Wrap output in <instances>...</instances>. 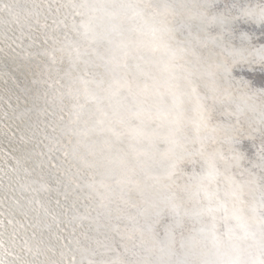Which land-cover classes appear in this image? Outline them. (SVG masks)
<instances>
[{
  "label": "bare ground",
  "instance_id": "6f19581e",
  "mask_svg": "<svg viewBox=\"0 0 264 264\" xmlns=\"http://www.w3.org/2000/svg\"><path fill=\"white\" fill-rule=\"evenodd\" d=\"M11 2L0 0V7ZM237 2L254 7L264 0ZM16 3L20 23L14 22L7 12L0 13V91L19 94L16 99L25 101L34 116L43 110L48 112L52 130L42 133L48 137L45 153L49 164H53L55 159L49 148L56 147L63 161L59 165L64 164L70 185L63 188L61 196L66 201L60 204L56 191H49L48 175L36 163L34 154L22 158V145L17 149L12 137L13 123L29 128L33 121L24 118L18 107L11 111L0 97V150L5 152L0 154V215L4 219L3 247L14 257L11 261L6 258L2 264H15L17 259L26 264H100L117 260L130 264L144 259L149 264H176L185 259V254L191 260L193 253L197 258L207 254L208 259L221 262L238 257L240 264H250L257 254L255 241L238 239L244 235L239 224L247 223L250 231H257L253 217L259 215V193L245 188L246 204L240 222L225 221L223 211L198 214L201 206L180 191L194 166L181 164L175 175L167 176L171 160L163 153L169 147L167 140L175 125L164 114L180 101H184L185 108L194 106L187 103V95H181L190 91L184 77L193 73L189 78L201 96L209 97L206 104L211 108L209 129L201 135L214 136L218 142L211 147L219 148L226 156L231 155L228 137L235 134L230 125L240 129L245 137L255 136V141L244 139L235 145L246 159L233 172L251 168V146L260 143L259 133L253 129L260 127L264 96L254 95L240 83L250 66L237 62L242 57L250 58L251 51L244 50L248 42L242 44L240 33H248L258 47L264 42L257 39L261 26L251 20H232L231 16L222 23H210L212 16L225 14V6L233 0ZM147 3L158 6L162 13L158 19L165 20L172 29L174 39L169 43L176 52L175 59L149 50L153 37L148 24L153 9L145 8ZM121 4L139 7L122 8ZM165 4L170 10L165 11ZM29 11H39V25L34 21L31 27L24 23V14ZM236 14L233 11L232 15ZM69 72L71 75H66ZM80 80L88 81L87 85ZM174 84L179 88L171 87ZM70 85L74 92L79 89L82 108L73 107L77 101L69 95ZM85 95L89 97L87 101ZM93 96L99 99H91ZM97 105L106 114L98 112ZM31 131H19L20 140H34ZM193 131L191 126L184 129L188 135ZM195 168L199 170V165ZM253 171L261 175L259 170ZM236 179L252 178L245 174ZM4 189L10 191L12 198L11 192L20 195L21 203H17L25 208L33 223L14 218L20 216L17 205L13 206L12 215L7 211L1 197ZM46 192L51 193V200ZM169 198L180 205L179 217L165 206ZM54 200L60 205H54ZM66 202L71 212L68 216L60 209ZM253 206L257 207L256 213ZM228 208L231 215V201ZM34 224L41 237L33 229L31 232ZM26 231L35 238H29ZM182 243L186 247L181 248ZM232 245L238 250L234 251Z\"/></svg>",
  "mask_w": 264,
  "mask_h": 264
},
{
  "label": "snow or ice",
  "instance_id": "6c2138e0",
  "mask_svg": "<svg viewBox=\"0 0 264 264\" xmlns=\"http://www.w3.org/2000/svg\"><path fill=\"white\" fill-rule=\"evenodd\" d=\"M34 7L38 8L39 6L34 5ZM120 7L136 9L139 5L121 4ZM144 7L153 9L149 17L151 23L148 24V21H146L153 37L152 43L148 46L149 50L152 53L160 52L164 55L170 54V60L175 59L176 52L172 50L169 43L170 40L174 39L172 29L168 28L165 20L158 19L162 15L158 11V6L147 3ZM225 8V14L222 16H212L210 23L216 21L222 23L229 16L235 21L245 20L247 22L251 20L253 23H258L261 26L257 39L264 41V2L257 3L253 7L251 5L245 6L243 3H238L237 0H233V3L226 5ZM164 9L168 11L170 10V6L165 4ZM233 11L237 14L232 15ZM3 12H7L13 18L14 22H21L20 12L17 11L16 0H13L11 3H3V6L0 7V13ZM135 15L139 16L141 13L135 12ZM39 16V11L26 12L24 14V23L28 24L29 27L32 26V21L36 25H39ZM53 23H56V21H53ZM21 26L23 27V24ZM44 27H47V25H44ZM240 38L242 44L245 41L248 42L247 48L244 50L251 49L249 52L250 58L242 57V61L237 62H243L250 66L246 77H242L240 83L246 89L251 90L254 95L264 96V42L260 43L257 47L256 44L251 42L252 38L246 32H241ZM60 50L63 51V49ZM180 51H183V49H180ZM66 75L70 76L71 72L66 73ZM191 75L193 73H189L188 76L184 77L190 91L182 93L181 95H187V103L194 106L191 109L185 108L184 101H180L178 104H174L173 108L164 114L165 118H171V123L175 125L171 138L167 140L169 147L163 153L165 157L171 160L167 176L171 178L175 175L176 170L179 169L181 164H192L194 166L193 170L191 173L186 174L187 183L180 188V191L187 193L189 200H195L201 206L200 213L198 214L207 213L211 215L223 211L224 215L222 219L225 221L235 219L240 222L243 220L242 213L244 212V206L246 204V201L243 199L245 188H249L253 194L258 192L259 215L253 217L257 231H250V226L247 223H240L239 226L243 229L244 235L238 239H253L257 254L252 257L250 264H264V110L261 111L258 121L260 127L253 129V131L259 133L260 143L259 145L253 143L251 146L254 149L252 152L254 158L249 160L251 168H244L239 172H233V168L240 169L241 161L246 159L245 153L239 151L235 145L240 144L244 139L255 141L256 137L251 134L245 137L240 129L230 125L229 128H232L235 133L228 137V143L230 145L229 152L231 155L226 156L219 148L211 147V145H215L218 142L217 139L214 136L201 135L202 131H207L210 126L211 108L206 104L209 97L207 95L201 96L197 92L194 82L189 78ZM80 83L87 85L88 81L80 80ZM171 87L179 88V85L174 84ZM78 92L79 89H76L74 92L72 86H69V95H72L77 101L73 105L74 108L83 107V105L79 104L80 97L77 94ZM88 99L89 97L85 95V100L87 101ZM91 99L98 100L99 98L93 96ZM212 99L215 102L216 98L212 97ZM97 111L106 114L99 105H97ZM237 111H240L239 106L237 107ZM237 123H239V120H237ZM188 126H191L194 130L192 135L184 132V129ZM37 131H42L39 124L36 125L33 134L35 135ZM67 131L72 130L68 129ZM211 131L215 132L216 128L212 127ZM45 139H48V137L46 136ZM51 150L49 148V151ZM195 165H199V170L195 168ZM254 169L259 170L261 175L257 176V172L253 171ZM245 174L252 179L246 181H238L236 179L237 175L244 176ZM252 185H255V188H251ZM165 187L170 189L172 185H165ZM229 201L232 203L231 215H229ZM165 206L177 217L180 216V205L175 202V199L169 198ZM252 211L256 213L257 207L253 206ZM213 219H215L214 215ZM231 231L232 229H229V232ZM257 235L259 237L258 240L256 239ZM184 247L186 245L182 243L181 248ZM232 248L234 251L238 250L236 245H232ZM192 255L193 258L189 260L187 254H185V259L178 260L176 264H240L238 257L230 258L227 262H221L208 259L207 254H201L199 258H197L195 253ZM100 264H122V262L118 260L101 261ZM130 264H149V262L144 259L130 262Z\"/></svg>",
  "mask_w": 264,
  "mask_h": 264
},
{
  "label": "water",
  "instance_id": "95a60500",
  "mask_svg": "<svg viewBox=\"0 0 264 264\" xmlns=\"http://www.w3.org/2000/svg\"><path fill=\"white\" fill-rule=\"evenodd\" d=\"M6 80H7V78H6ZM7 82H8V80H7ZM9 82H11V80H9ZM8 85L12 88V86H11L10 83ZM17 96L19 98V94L15 93V92H13V93L6 92L5 89L0 91L1 101L4 102L5 105L8 108H10L11 111H12V108L13 107H16V109L18 107V109L22 110V112L24 113V118H27V119L31 120V122L33 121V124L32 125L34 127H36V125L39 124L40 129H42V131H37L35 133V135L33 136L35 138L34 140L32 138H25V139H29L27 141L28 143L35 144L38 147L37 149H34L36 151H34V150L28 151V149L26 147H25L24 150H22V147H21L20 148V151L21 152L19 154H21L22 155L21 157L24 158L23 155H25L26 157H28L29 156V153H32V154H34L36 163H40L41 162L40 168L41 169H44L45 172H46V174L48 175V180H49L50 186L52 185L53 180L55 181L53 183V184H55V186H54L55 189L54 190L57 193V199H58V197L64 199V200H60V198H59L60 204H62L63 202L66 201V199L64 198V196H61V195H63L62 190H63V188L65 186H69L70 185V182H68L67 179L65 178L66 177L65 176L66 173L64 171H66V169L63 166L64 164H61V166L59 165V163H62L63 161L57 155L59 153L57 152L56 147H53L52 153H51V156L53 157V159H55L53 164L52 163L49 164V161H48L47 156H46V153H45V147L47 145H49V144H46L45 143L46 139H45V137H43V134L42 133H43V131L45 132L46 130H52L49 127L50 115L48 114V112L46 110L45 111L43 110L42 113H40V115L38 114L37 116H34L35 113L32 110L28 109V106L25 103V101L23 102V101H20V99L19 100L16 99ZM0 113H1V111H0ZM20 124H21V127L18 124L13 123V127L15 128L14 130H17L16 132L13 131V133H14L13 135L16 137V139H19V140H20L19 131L21 132L22 130H29V128H25L24 127V124L23 123H20ZM28 126H30V124H28ZM4 128H6V127L4 126ZM30 129H31V127H30ZM33 132H34V130H32L30 132V134L32 135ZM2 133H3V131H2ZM14 136H12V137L15 139ZM20 141H23L24 142L26 140H22L21 139ZM35 152H38V153L35 155ZM0 154L1 155L2 154L5 155V152L3 150H0ZM38 154H39V157L37 156ZM40 154L42 156V159L40 157ZM38 159L40 160V162L38 161ZM63 160H66V159H63ZM42 164H43V166H42ZM32 165H33V167L38 168L37 165L36 166L34 164H32ZM27 166H29V165H27ZM3 182H4V179H3ZM11 195L14 198L10 197V191H8L6 189L2 190V192H1V197H2V200H4L5 203H6L5 205L7 207V211H9V213L12 215V210H14L13 209V206L15 207V205H17V207H19L20 210H21V211H19L20 216H18V218L17 217H14V218L17 219V220H20V221H22V220L26 221L25 219H28L30 221V223H33V221L28 217L25 208L22 207L21 205H19L17 203V200L21 203V199L22 198L20 197V195L14 194L12 192H11ZM86 202H88V201H86ZM60 204H58V202H57V205H60ZM65 204H67V202L64 203V205L62 206L63 209H62L61 206H60V209H61V211L62 210H65L67 212V216H68L71 212H70V209L68 208V206H65ZM64 207H67L66 208L67 210L64 209ZM88 207L89 206L87 205L85 208L88 209ZM54 208H56V207H54ZM61 211H58L57 212V214L59 216H61V214H62ZM70 218L72 219V217H70ZM76 222H79V220H77ZM22 223H23V221H22ZM3 224H4V219L0 215V240H1L0 241V262H2V263L6 261V258L9 259L10 261L12 259H14L13 254L11 252H9L8 250H4V247H3V244L6 245L5 240L3 238V232H2V226H3ZM6 224H7V222H6ZM76 224H78V223H76ZM76 224H74V225H76ZM32 229L35 232V235L36 236H39V237L42 236L41 233H40V230L37 228V226H35V224H34L33 227L31 226V232H32ZM67 230H69V229H67ZM59 232H61V231L59 230ZM26 233H29L30 234L29 238H35L33 235H31V233L29 231H26ZM61 234L67 235L68 232H65V233L61 232ZM43 242L48 243L45 238H44ZM50 246H49V243H48V247L49 248H50ZM18 253H20V252H18ZM22 257L25 258L26 255L22 254ZM53 258L55 259V257H53ZM17 260L18 261L15 262V264H26L25 262L21 263L19 261V259H17Z\"/></svg>",
  "mask_w": 264,
  "mask_h": 264
},
{
  "label": "rangeland",
  "instance_id": "374dc122",
  "mask_svg": "<svg viewBox=\"0 0 264 264\" xmlns=\"http://www.w3.org/2000/svg\"><path fill=\"white\" fill-rule=\"evenodd\" d=\"M10 127H11V125H10ZM30 127H31V129H30ZM35 128L36 127H34L33 125H31L30 124V126H29V130H35ZM15 128L14 127H12V131H14V132H16L17 130H14ZM13 136V135H12ZM15 137V136H14ZM16 141V143H17V149H19L20 148V146L22 145V150H24L25 149V147L27 148V149H29L28 151H32L33 149H37L38 147L35 145V144H31V143H28L27 141H24V142H21L19 139H16V137H15V139H14V142ZM24 144V145H23ZM20 145V146H19ZM19 146V147H18ZM38 157H39V154L37 155ZM40 157H41V159H42V156H41V154H40ZM38 161L40 162V160L38 159ZM44 164V163H43ZM43 164H42V166H43ZM40 165H41V162H40ZM44 170V169H43ZM45 171V170H44ZM55 184H53L52 183V185L50 186V187H48V189H49V191L50 192H53V190L55 189ZM47 194H48V196L49 195H51V193H48V192H46ZM55 198V197H54ZM49 199L51 200V198H50V196H49ZM60 200H64L63 198H60ZM78 201L80 202V200L78 199ZM57 202H55V200L53 201V204L55 205ZM55 207V206H54Z\"/></svg>",
  "mask_w": 264,
  "mask_h": 264
}]
</instances>
